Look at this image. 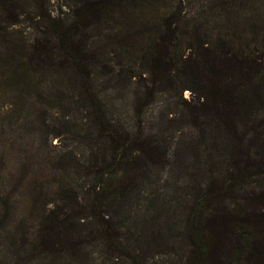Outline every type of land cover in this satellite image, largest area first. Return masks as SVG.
<instances>
[{
	"label": "trees",
	"instance_id": "obj_1",
	"mask_svg": "<svg viewBox=\"0 0 264 264\" xmlns=\"http://www.w3.org/2000/svg\"><path fill=\"white\" fill-rule=\"evenodd\" d=\"M147 1L83 0L67 23L45 18L31 22L35 30L31 48L15 54L18 61L10 70L26 79L54 69L60 73L73 93L75 109L84 114L81 138L89 146V155L85 164L77 158L70 165L56 166L60 177L54 182L52 205L42 210L34 242L14 264H52L51 257L53 264H168V260H154L168 254L186 264H264V197L256 207L255 194L241 188L264 179V139L256 131L250 153L247 133L237 131L238 121L244 118L247 127H264L256 112L264 105L263 39L240 43L238 53H231L227 41L206 26L208 22L195 18L184 43L188 58L194 55L193 67L168 68V90H177L180 84L173 78L181 77L182 86L196 93L188 120L199 140L181 149L192 155V171L187 175L192 185L180 201L172 198L173 204L168 205L163 192L143 196L146 185L160 183L150 171L168 162V141L105 123L88 82L92 72L86 70L99 54L90 46L91 29L118 13L127 23L134 22L135 10ZM173 2L168 4L164 23L168 52L181 46L176 40L185 7L183 0ZM13 5L14 0H0L3 22H15ZM217 6L224 16H236L240 3L221 0L209 9ZM185 80L192 85H185ZM212 151L220 155L218 171L213 164L207 163L206 169L199 161L203 153ZM222 151H227V159ZM252 156L259 160L253 161ZM204 170L213 175L196 179L195 173Z\"/></svg>",
	"mask_w": 264,
	"mask_h": 264
},
{
	"label": "rangeland",
	"instance_id": "obj_2",
	"mask_svg": "<svg viewBox=\"0 0 264 264\" xmlns=\"http://www.w3.org/2000/svg\"><path fill=\"white\" fill-rule=\"evenodd\" d=\"M220 1L183 0L185 7L176 40L181 46L170 49V52L164 23L168 22L171 0L142 3L135 10L134 22L127 23L118 13L98 28L92 26L91 29L90 46L99 54L86 70L92 72L93 79L88 82L97 94L104 122L119 129L141 130L162 140L164 136L168 141L165 149L168 148L171 157L160 169L150 171L151 178H160V183L156 181L153 185H146L143 195L152 198L163 192V195H168V205L173 204L169 201L172 198L180 201L192 185L188 177L192 171V155L181 149L199 140L198 131L188 120L189 109L197 101L196 93L182 86L181 77L173 78L180 84L178 89L168 90V68L193 67L194 55L188 58L190 51L184 43L189 39L195 18L196 22H208L206 26L213 28V35L227 41L231 53H238L236 49L240 43L252 39H263L264 42V0H238L240 8L237 15L228 14V17L219 6L209 9L211 4H219ZM82 2L14 0L11 7L16 15L15 22L10 23L9 19L3 22L0 18V264H14L18 257L23 259L24 251L34 242L40 214L44 207L52 205L49 201L57 187L54 182L60 177L56 166L59 163L70 165L77 158L80 164H85L89 155V146L81 138L85 129L84 114L75 109L73 93L65 85L67 82L60 78V73L54 69L26 79L20 74L14 76L10 70L18 61L15 54L17 56L22 48H31L35 35L32 21L45 18L67 23L73 19L76 7ZM172 4H177V0ZM184 83L192 85L193 82L185 80ZM260 83L264 84V80ZM256 110L259 120L264 123V105ZM246 119L238 121L237 131L247 133L245 143L251 141V153L255 149L253 137L257 131L264 139V127L259 130L247 127L245 121L243 123ZM203 147L204 143H200V148ZM221 153L227 159V151ZM217 155L213 151L203 153L199 157L200 164L204 162L206 169L207 163L213 164L218 171L220 155ZM252 159L257 162L259 157L252 156ZM261 161L264 162V158ZM209 175L213 173L204 170L203 173L196 172L195 178ZM251 180H256V177H251ZM259 183L241 187L255 194L256 207L262 205L264 197V179ZM17 250L19 255L16 257ZM154 258L163 263L168 260V264H186L169 254L168 257L159 255ZM48 260L55 263L53 257Z\"/></svg>",
	"mask_w": 264,
	"mask_h": 264
}]
</instances>
